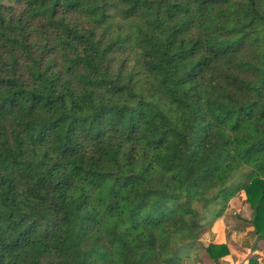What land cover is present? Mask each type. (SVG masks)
<instances>
[{"label":"trees","instance_id":"16d2710c","mask_svg":"<svg viewBox=\"0 0 264 264\" xmlns=\"http://www.w3.org/2000/svg\"><path fill=\"white\" fill-rule=\"evenodd\" d=\"M238 193L264 240V0H0V264H203Z\"/></svg>","mask_w":264,"mask_h":264},{"label":"crops","instance_id":"0c3cea01","mask_svg":"<svg viewBox=\"0 0 264 264\" xmlns=\"http://www.w3.org/2000/svg\"><path fill=\"white\" fill-rule=\"evenodd\" d=\"M251 215L252 209L245 196L238 193L231 199L221 217L206 227L198 245L204 248L210 244H227L229 255L221 258L218 264H247L251 257L256 258L259 264H264V240H257L252 234L253 229L247 223ZM202 248L199 251L203 250L208 256ZM190 256L200 262L197 254ZM205 262L214 264L209 256Z\"/></svg>","mask_w":264,"mask_h":264},{"label":"rangeland","instance_id":"374dc122","mask_svg":"<svg viewBox=\"0 0 264 264\" xmlns=\"http://www.w3.org/2000/svg\"><path fill=\"white\" fill-rule=\"evenodd\" d=\"M243 194V196H245V194L244 193H242ZM231 201V200H230ZM214 212H215V209H212V210H210L207 214H206V218H208V219H211L212 218V216H213V214H214ZM180 254L181 255H187V254H189V255H194V254H197L198 255V259L200 260V262H202L203 264H207L205 261H206V258H208V256L207 255H205V252L202 250V251H199V249H196V250H192L191 251V248H189L188 246H185V247H183L181 250H180ZM191 257V256H190ZM206 257V258H205Z\"/></svg>","mask_w":264,"mask_h":264}]
</instances>
